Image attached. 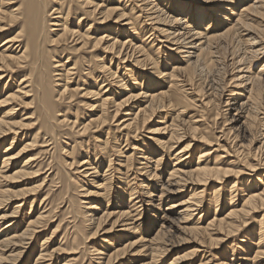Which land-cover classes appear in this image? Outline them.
<instances>
[{
    "label": "bare ground",
    "instance_id": "6f19581e",
    "mask_svg": "<svg viewBox=\"0 0 264 264\" xmlns=\"http://www.w3.org/2000/svg\"><path fill=\"white\" fill-rule=\"evenodd\" d=\"M262 58L264 0H0V264H263Z\"/></svg>",
    "mask_w": 264,
    "mask_h": 264
},
{
    "label": "rangeland",
    "instance_id": "374dc122",
    "mask_svg": "<svg viewBox=\"0 0 264 264\" xmlns=\"http://www.w3.org/2000/svg\"><path fill=\"white\" fill-rule=\"evenodd\" d=\"M263 62H264V58H262L260 61H259V63H258V67H257V70L258 69H260L261 67H262V64H263ZM114 70L116 69L115 67H112ZM89 82H86V85L88 86L89 84H88ZM220 86H224V84H221ZM219 88V87H218ZM227 91H225L224 92V89H222V87L221 88H219V91H218V93H223V100H225L226 99V97H228V94L230 93L228 90H230V87L229 88H227L226 89ZM215 94V93H214ZM80 99V98H79ZM84 100H86L85 102H91L90 100H88V99H84ZM90 104V103H89ZM82 112L83 113H90V112H88L86 109L85 110H82ZM155 120H157V118L155 119ZM157 121H159V120H157ZM221 122H223V123H221ZM219 123H220V126H222L223 124H224V120L222 119V120H219ZM222 124V125H221ZM150 127H153V126H156V124L155 123H152V124H150L149 125ZM221 128H218L217 129V131H219ZM147 135H148V137L149 136H152L151 134H149V133H147ZM222 143H224V142H222ZM3 149L4 148H2V150L1 151H3ZM105 169V168H104ZM250 173V172H249ZM249 173L245 176V177H247V178H249ZM49 174V172L47 173V175ZM251 174V173H250ZM41 176L42 175H40V176H36V177H34V178H32V179H40L41 178ZM28 179V178H27ZM138 179H140V178H138ZM167 179V176L165 177V180ZM252 179H253V177H252ZM31 180V179H30ZM39 181H41V180H39ZM140 182H138V184H139ZM20 186H24V183H20ZM85 188H87V185H84V189ZM239 188H241V185H240V187ZM79 190V189H78ZM157 194V193H156ZM241 195L242 194H240L239 196H238V200H237V202H239V200H240V197H241ZM175 200V198L174 199H165V203H163V206H162V208H161V210H165V209H167L168 208V205L170 204V203H167V202H169V201H174ZM114 202V201H113ZM178 202V201H177ZM60 209V208H59ZM166 212V211H165ZM167 213V212H166ZM259 213H261V214H258V216H259V218L261 217V215H262V212H259ZM150 214H153V212H151V213H148V212H145L144 213V216H143V218L145 219V221H144V224H145V226L146 225H148V221L149 220H151L150 219ZM159 214H160V212H159ZM168 215H170V216H172V217H174L175 216V214L173 215L172 213H168ZM161 216V215H160ZM160 216L158 215V217H157V220L154 222V228H155V223L156 222H159V218H160ZM143 219V220H144ZM147 219V220H146ZM53 223V222H52ZM52 223L50 224V226H49V228H51V230L54 228V227H52ZM169 227V224L168 223H165L164 224V227ZM147 228V227H146ZM175 229L176 228H174V227H172V230L174 231V233H175ZM49 231V229L46 231V232H48ZM50 233V232H49ZM101 233H103V232H101ZM99 234L96 238H93L91 241L93 242V241H99L102 237H104V236H106V235H102V234ZM139 234V232H136V233H134V234H129L128 236H126L127 238H129V237H133V240H135L136 238H135V236L136 235H138ZM239 236H242V234H240ZM109 237V236H108ZM236 237V236H235ZM127 238H125L124 239V241L127 239ZM239 238H243V237H239ZM234 239V238H233ZM233 239H230L229 240V242L227 243V246L228 245H231L232 243H233ZM236 241V240H235ZM100 242V241H99ZM175 242V241H174ZM171 243V242H170ZM194 244V243H193ZM192 243H190V242H187V243H185V244H182V245H180V246H178V244H176V246L175 247H173V248H171L170 249V252L168 253V254H166V259L168 260V261H170L171 260V258H173V256L174 255H176L177 253H179V252H183L184 250H186V249H193L194 248V246L196 245V244H194L193 245ZM174 244H171V246H173ZM168 247H170V245L168 246ZM237 253V254H236ZM236 256V257H235ZM239 256H242V255H240V253H238L237 251L235 252V255H234V257L235 258H238ZM261 261H263V264H264V259H261ZM213 264H216L215 263V261H213Z\"/></svg>",
    "mask_w": 264,
    "mask_h": 264
}]
</instances>
